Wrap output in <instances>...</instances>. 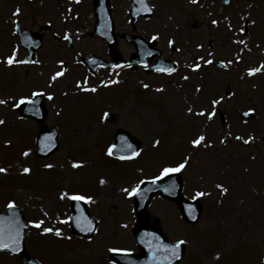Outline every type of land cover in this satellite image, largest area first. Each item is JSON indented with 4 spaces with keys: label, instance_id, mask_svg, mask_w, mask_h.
Instances as JSON below:
<instances>
[{
    "label": "rangeland",
    "instance_id": "rangeland-1",
    "mask_svg": "<svg viewBox=\"0 0 264 264\" xmlns=\"http://www.w3.org/2000/svg\"><path fill=\"white\" fill-rule=\"evenodd\" d=\"M203 1L155 0L159 11L157 18L153 22H139V32L149 36L158 33L162 45L166 47V54H173L169 50L172 43L181 46L182 52L177 57L182 62L185 59L187 63L186 72L179 71L171 76L141 78L137 75L133 77L130 73L125 76L123 84L129 88L136 86L137 92H143L146 96L151 93L150 98L168 100L171 103L168 112L171 108L174 110V114H170L174 117V130L166 132L163 130L166 125H158L161 121L157 119L155 112H137L136 108H129L127 112L119 108V118L116 119L118 123L112 126H124L142 137L144 159H121L109 154L112 136L101 123L102 112L106 106L113 103L116 106L127 105L131 96L126 88L113 91L111 87H104L101 88L102 91L94 93L83 91L69 100L59 102L62 122L59 127L62 132L66 131V138L64 135L61 137V152L58 151L52 157L44 159L43 163L34 158L37 163L30 164L20 152L23 149H31L29 145L32 136L39 130L38 123L32 120H25V123L16 122L5 129L6 134L1 131L3 125H0V160L9 163L7 159H15L16 154H20V158L10 164L11 168L0 162V168L7 170L0 172V183L3 185L7 173L12 169L24 171L26 164L31 165L29 168L36 165L35 168L32 167L33 170L26 172L25 176L19 172L9 177L12 185L8 189L15 192L0 188V205L6 207L4 205L7 202H14L26 209L24 213L28 217L35 216L41 221L48 217L44 223L33 228L28 239L29 248H33L30 250L45 262L114 264L109 258L111 249L136 251L137 246L132 234L136 215L127 196L132 189L140 186L143 179L163 176L162 170L159 172L153 168L154 161L162 167L168 166L166 160L174 154L171 146L182 143V135L189 132L192 125V130L187 135V139H190L187 152L189 162L182 172L185 193L189 196H197L198 192L205 193L204 196H197L204 203L203 215L197 224L190 225L181 218L173 202L156 196L149 207L152 217L161 219L171 239L185 240L186 253L178 264H264V72H248L253 68L259 69L260 63H264V0H252L253 5L249 12L250 19L253 20L249 23V33L246 36L241 31L244 25L242 14L241 20L233 19L237 22L234 33L217 26L214 16L207 18L208 24L202 29V33L194 31L190 25L197 18L201 19L200 13H209L215 3L210 0L208 4L211 7H208L207 2ZM243 1L244 3L232 8L236 9L242 4L250 6L247 3L251 0ZM117 7L118 26L125 29L127 26L123 19L126 13L119 1ZM21 8L22 11L27 10L26 21L33 24L31 26H38L46 18L44 14L40 18L34 15L33 10L37 9L35 5H31L30 9H24L23 5ZM9 9L7 1L0 0L3 19L7 15L8 20ZM215 9L218 10L215 12L220 14V8ZM84 11V7L80 6L81 16L88 14ZM188 11H191L190 15ZM53 20L54 23H60L58 19ZM85 27L84 35L80 34L76 42V49L83 44L90 49L89 44L96 46L100 43L90 39V21ZM10 29V26L1 28L0 33L6 34ZM230 36L239 37L240 45L235 44L232 47L235 51L220 49L222 42V46L226 47L225 41H228ZM210 41L214 43L209 45ZM197 44H204V49L197 50ZM48 54H51V51H48ZM199 54L205 57L200 70L194 71L192 64L197 60L194 57ZM4 55L3 48L0 58ZM236 55L239 56L237 59ZM58 56L61 60L62 57L72 59L70 51H65L62 57L58 53ZM58 56H42L41 59H46L45 65H33V71L46 69L45 79L48 80V77L60 68V65L56 64L60 59ZM218 59L226 61L225 69L213 64V61ZM5 77L8 76L2 75L0 82H12V78L7 80ZM77 77L79 73L72 67L59 82L69 83ZM141 81L150 87L144 89ZM227 87H231L234 98L239 101L235 106L254 110L255 117L252 120L237 119L233 97L225 95ZM215 100H223L226 125L217 122L216 116L209 118L208 114L218 108L217 104H213ZM133 102L137 104L136 100ZM142 105L147 106L145 103ZM10 109L0 106V118L10 116ZM201 112H204V115H199ZM17 116L19 117L18 114ZM55 117L51 114L48 122H54ZM178 119L183 124L176 123ZM12 121L19 120L12 118ZM201 135L205 136V140L199 146L194 145L192 141ZM6 141H9L8 144ZM26 152L28 153V150ZM77 164L79 166H76ZM220 185H223V188L219 187ZM224 188L227 189L226 192ZM74 195L86 197L84 200L93 205L92 213L102 218L101 226L91 238L74 236L70 231L71 202ZM88 197L91 199H87ZM29 219L39 221L36 218ZM45 228H52L54 231L45 232ZM57 229L61 232L60 236L55 234ZM43 241L50 249L44 250ZM3 261L4 258H0L1 264ZM9 261L21 264L15 258H9Z\"/></svg>",
    "mask_w": 264,
    "mask_h": 264
},
{
    "label": "water",
    "instance_id": "water-1",
    "mask_svg": "<svg viewBox=\"0 0 264 264\" xmlns=\"http://www.w3.org/2000/svg\"><path fill=\"white\" fill-rule=\"evenodd\" d=\"M102 27H106V34L112 31V26L110 22H103ZM101 26H98V31H101ZM101 35H104L102 32H98ZM51 134V147L55 148V137L56 133L53 131L44 130L43 136L45 134ZM127 132H120L118 139H120V143L122 145V140L124 138L130 137L126 134ZM42 142H40L41 144ZM116 144L114 147V152L120 155H130V153H126L121 150V145ZM135 149V145H134ZM176 177V176H175ZM176 180L179 182V178L176 177ZM175 179L166 182H155L150 184L148 187L144 188L140 195L147 196L144 198L142 204L136 206L137 211L139 213L140 224L136 230V235L138 238L139 246L142 249V253L140 255L130 254L126 257L125 255H116V259L118 257L121 259L120 261L125 264H173L177 261L183 254V245H180V251L177 256H173L169 250H167L164 246H174L175 243L170 242L166 236L159 231L157 228H154L153 231L149 229V225L143 220L145 216V204L156 192H161L165 194L172 195V197L176 198L181 207L187 208L189 202L181 195L180 187L181 185ZM198 211L200 209L198 208ZM74 230H79L85 232V229L90 228V230H95V221L89 220L86 211L82 206H75V214L73 219ZM25 228L27 226L24 224L23 216L19 210L16 208L11 209L10 215H4L0 212V237L7 243H11L9 237H14L17 230H19V247L16 251H13L12 248H0L2 250H9L21 255V257L31 263V264H39L31 255L28 254L25 246ZM88 232V231H87Z\"/></svg>",
    "mask_w": 264,
    "mask_h": 264
},
{
    "label": "snow or ice",
    "instance_id": "snow-or-ice-1",
    "mask_svg": "<svg viewBox=\"0 0 264 264\" xmlns=\"http://www.w3.org/2000/svg\"><path fill=\"white\" fill-rule=\"evenodd\" d=\"M148 10L151 11V8H149ZM18 11H19V10H17V12H18ZM214 23H215V21H214ZM241 31H243V29H241ZM154 38H155V37H154ZM241 42H242V41H241ZM7 63H8L9 65H11V64H13V63H23V61L16 60L15 57L12 56V57H9V58H8ZM61 63H63V61H61ZM208 63H211V61H208ZM195 67H196V68H199L200 65H196ZM259 70H260V69L253 68V69L250 70V73H249V74H254L255 72H257V71H259ZM62 74H63L62 72H57L56 75L52 77V79L55 80L56 77L61 76ZM91 90H92V91H95V89H91ZM33 95H34V96H38V95H41V93L37 92V93H34ZM49 98H51V97H49ZM221 99H223V98H221ZM26 102H32V103H34V101H32L29 97H22V98L20 99V101H19V104H16V105H13V106H14V107H18L20 104H24V103H26ZM5 103H7V101L0 100V104H5ZM219 103H220V100H215V101H213V104H219ZM189 111L191 112V109H189ZM251 111H254V110H250V112H251ZM199 115H204V112L199 113ZM208 115H209V118L215 116V111L209 113ZM3 123H4V121H3V120H0V124H3ZM204 140H205V136L201 135V136H199L198 138L194 139V140L192 141V143H193L194 145L199 146V145H201L202 141H204ZM246 142H249V141H246ZM156 143L158 144L159 141H157ZM129 147H131V145H129ZM109 154H111V149L109 150ZM25 155H28V153L25 152ZM134 155H138V153H134ZM186 164H187V161H185L184 163H180V164H179L178 166H176V167H166V168L163 169L162 175H163V176H166V175H168V174H170V173L179 172V171H181L182 169L185 168ZM76 166H79V165L77 164ZM48 167H51V165H48ZM5 171H7V170H6V169H3V168H0V172H5ZM30 171H31V170L28 169V168H25V169H24V172H30ZM157 179H158V178H157ZM102 182H103V181H102ZM219 187L223 188V185H220ZM223 190H224L225 192L227 191L226 188H224ZM125 191H127V189H125ZM138 192H139V187L132 189V191L129 192V195H133V194H136V193H138ZM65 195H67V193H65ZM204 195H205L204 192H198V193H197V196H204ZM72 199H75V200H84V199H86V197L81 196V195H74V196L72 197ZM87 199L90 200L91 198L88 197ZM9 207H13V208H14V207H15L14 202H13L12 204H10ZM40 223H43V222H40ZM37 226H39V224H38ZM44 231L50 233V232H53L54 230H53L52 228H45ZM55 234H56L57 236H60V235H61L60 230H59V229L55 230ZM19 235H20L19 230H17L16 233H15V236H14V237H9V239L11 240V243H7V242H5V241L3 240V238L0 237V248H12L13 251H16V250L18 249V247H19ZM184 243H185V241L181 240V241H179V242H178L176 245H174V246H167V245H165L164 247H165L167 250H169L173 256H177V255L179 254V251H180V245H181V244H184ZM110 251H112V252H120V251H123V250H121V249H115V248H114V249H111Z\"/></svg>",
    "mask_w": 264,
    "mask_h": 264
},
{
    "label": "flooded vegetation",
    "instance_id": "flooded-vegetation-1",
    "mask_svg": "<svg viewBox=\"0 0 264 264\" xmlns=\"http://www.w3.org/2000/svg\"><path fill=\"white\" fill-rule=\"evenodd\" d=\"M123 2L127 1V0H122Z\"/></svg>",
    "mask_w": 264,
    "mask_h": 264
}]
</instances>
